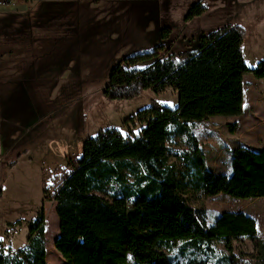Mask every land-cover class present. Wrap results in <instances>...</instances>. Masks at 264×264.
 Returning a JSON list of instances; mask_svg holds the SVG:
<instances>
[{"label":"trees","instance_id":"1","mask_svg":"<svg viewBox=\"0 0 264 264\" xmlns=\"http://www.w3.org/2000/svg\"><path fill=\"white\" fill-rule=\"evenodd\" d=\"M47 6L39 20L43 15L60 19V8L62 17L67 11L73 16L76 12L73 0L61 6L54 0ZM206 9L202 0H194L185 18ZM26 14L21 20H29ZM167 17L162 11L161 41L154 49L125 56L111 67L104 94L128 99L146 88L161 92L173 87L178 104L153 101L136 110L124 120L128 134L117 128L99 129L84 140L82 153L53 178L49 199L56 202L60 230L54 244L69 264H233L232 240L257 238L258 222L252 214L225 209L210 223L205 209L194 207L186 191L190 186L207 196L264 197V145L258 149L235 145L231 173L215 172L204 167V152L190 127L214 115L242 114L244 75L264 77V59L254 68L245 62L242 43L248 30L239 22L199 33L185 27L177 34L197 40V47L181 51L178 57L173 53L161 57L160 52L170 48L164 40L175 33ZM143 60L151 63L135 67ZM235 126L229 124L232 131ZM178 136L185 137L188 145L180 153L189 168L182 178L168 164L171 141ZM9 147L5 150L11 155ZM25 150L8 161L3 157L1 166L7 161L13 167ZM126 170L133 176L131 181ZM45 231L42 205L29 224L26 245L10 253L0 251V264H47ZM218 244L229 252L219 256ZM258 245L256 262L264 264V239Z\"/></svg>","mask_w":264,"mask_h":264},{"label":"rangeland","instance_id":"2","mask_svg":"<svg viewBox=\"0 0 264 264\" xmlns=\"http://www.w3.org/2000/svg\"><path fill=\"white\" fill-rule=\"evenodd\" d=\"M51 1L54 0H14L13 3L0 7V24L3 21L10 24L13 18L15 21V15L28 8L30 16L27 21L30 23L25 30L30 37L28 41L45 43L46 46L43 74L35 72L31 77L22 76L18 87L11 91L10 100L4 105L3 115L8 114L14 121L4 118L0 113V240L3 242L0 251L10 253V247L21 245L28 232V224L38 216L43 205L46 211L47 258L52 264H69L54 244L60 232L59 217L55 209L56 202L49 199V195L54 190L53 178L56 172L78 157L82 153L84 140L95 135L99 129L117 128L128 134V128L124 126V120L128 116L153 101L174 107L178 104V91L173 87H167L161 92L146 88L139 96L128 99H110L104 94L113 65L125 56L154 49L159 41H86L82 44L83 55L74 60L75 64L70 60L66 66H60L63 59L59 53L58 34L55 33L59 19L53 20L55 17H52L51 20L43 14V19H38L42 11H47V5ZM92 1L97 2L73 0L74 5L79 6L82 18L87 13L86 9L93 7L90 19L93 28L99 32L94 38L106 39L105 33L118 29L121 21H124L123 16L117 14L103 20L99 4H92ZM178 1L179 3H170L172 11L169 10V5L163 9L166 17V12L170 11L171 15L167 18L173 22L175 33L171 39L164 40L170 48L161 51V57L170 53L178 57L181 51L197 47V40L183 39L177 34L185 27H193V32L199 33L229 22H239L248 30L242 43L245 62L254 68L264 59V0H202L207 9L189 20L185 15L194 0H187V8L183 7V0ZM218 1L222 4H216ZM58 3L61 6L62 3H70V0H58ZM75 11L77 12L76 8ZM44 20L48 22L45 23ZM42 59L35 57L34 63L38 64ZM150 63L151 60H143L135 67L144 68ZM234 122L236 126L232 131L229 124ZM190 127L204 152V167L215 172L231 173L232 147L243 145L258 149L264 145V77H255L253 73L244 75L242 114L214 115L196 120ZM138 128L139 126L134 130L137 131ZM170 145L172 151L168 164L182 178L184 173H189V168L180 155L187 150L186 138L178 136ZM8 146L11 155L5 150ZM23 148L26 150L17 164L9 167L7 161L13 159L17 151ZM3 157H7V161L1 166ZM126 173L128 181H131V172L126 170ZM43 187L47 189L46 192H43ZM111 190L109 188L108 192ZM186 192L194 207L205 209L210 223L225 209L243 210L256 217L257 238L232 240V251L233 264H257L256 260L260 256L258 242L264 239V197L242 198L223 193L207 196L190 186ZM12 228H18V232H11ZM228 252L227 248L218 244L219 256ZM171 254L176 255V252L171 251Z\"/></svg>","mask_w":264,"mask_h":264},{"label":"crops","instance_id":"3","mask_svg":"<svg viewBox=\"0 0 264 264\" xmlns=\"http://www.w3.org/2000/svg\"><path fill=\"white\" fill-rule=\"evenodd\" d=\"M172 1L178 0H97L92 1V4H99V10L103 12L101 19L105 20L111 17H115L117 14L123 16L124 21L118 26V29L114 31H108L106 39H96L95 35L99 32L93 28L90 14L93 7H88L85 17H80L79 6L75 4L77 12L75 15H71L69 11L62 17L63 9L60 8V16L57 31L58 34V47L59 53L63 61L60 66H66L68 61L80 58L83 55L82 44L86 41H114V40H126L131 42H157L161 41V23H162V11L164 6L169 5ZM184 1V8H187L189 2ZM186 2V3H185ZM220 5L222 3L216 2ZM171 7V6H170ZM173 8V7H171ZM27 8L25 12H20L15 17H23L29 13ZM25 14V15H23ZM68 17V18H67ZM16 19L10 24L6 21L0 24V113L6 118L13 120L3 108L6 102L11 98V91L15 87H18L19 79L22 76H33L35 72L39 75L43 74L45 69L43 60L45 43H38L34 41H28L29 35L26 33V28L29 27V21ZM14 19V18H13ZM82 21V23H81ZM34 22V21H33ZM47 23L48 21H44ZM50 23V22H49ZM52 26V25H49ZM188 35V34H187ZM190 35V34H189ZM180 36H185L182 32ZM41 42V41H39ZM46 47V46H45ZM35 57H42V61H38V64L34 63ZM36 69L35 70V68ZM74 72V68L72 70ZM46 233V231H45ZM29 235L28 232L24 239L21 241V245L10 247L11 251L23 247L27 243ZM47 264H52L47 258Z\"/></svg>","mask_w":264,"mask_h":264},{"label":"built area","instance_id":"4","mask_svg":"<svg viewBox=\"0 0 264 264\" xmlns=\"http://www.w3.org/2000/svg\"><path fill=\"white\" fill-rule=\"evenodd\" d=\"M13 2H14V0H0V7L5 5V4H11ZM10 230H11V232H14V233L18 232V228H12ZM2 247H3V242H2V240H0V250L2 249Z\"/></svg>","mask_w":264,"mask_h":264}]
</instances>
